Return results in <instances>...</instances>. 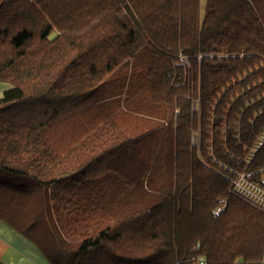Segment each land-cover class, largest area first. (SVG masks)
<instances>
[{"label":"trees","instance_id":"16d2710c","mask_svg":"<svg viewBox=\"0 0 264 264\" xmlns=\"http://www.w3.org/2000/svg\"><path fill=\"white\" fill-rule=\"evenodd\" d=\"M0 81V220L50 264H264V0H0Z\"/></svg>","mask_w":264,"mask_h":264},{"label":"crops","instance_id":"0c3cea01","mask_svg":"<svg viewBox=\"0 0 264 264\" xmlns=\"http://www.w3.org/2000/svg\"><path fill=\"white\" fill-rule=\"evenodd\" d=\"M8 83L0 81V97ZM0 261L6 264H50L40 250L26 237L0 220Z\"/></svg>","mask_w":264,"mask_h":264},{"label":"rangeland","instance_id":"374dc122","mask_svg":"<svg viewBox=\"0 0 264 264\" xmlns=\"http://www.w3.org/2000/svg\"><path fill=\"white\" fill-rule=\"evenodd\" d=\"M11 87L12 85L8 83V89ZM238 183H239V187L241 188V190H243L245 193L250 195L252 198L264 203V193H262V191H259L258 189L254 188L246 180H244L243 177L238 181Z\"/></svg>","mask_w":264,"mask_h":264},{"label":"built area","instance_id":"2783aa9c","mask_svg":"<svg viewBox=\"0 0 264 264\" xmlns=\"http://www.w3.org/2000/svg\"><path fill=\"white\" fill-rule=\"evenodd\" d=\"M245 180V179H244ZM251 185V184H250ZM238 186H239V183H238ZM253 186V185H252ZM254 187V186H253ZM255 188V187H254ZM257 189V188H256ZM259 191H261L260 189H258ZM262 193H264L263 191H262ZM202 262V261H201Z\"/></svg>","mask_w":264,"mask_h":264}]
</instances>
